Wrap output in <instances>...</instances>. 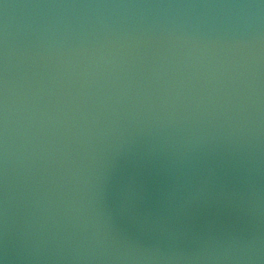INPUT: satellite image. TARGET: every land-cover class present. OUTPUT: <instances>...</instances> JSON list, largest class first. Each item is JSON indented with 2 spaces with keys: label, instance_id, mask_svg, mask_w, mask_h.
<instances>
[{
  "label": "water",
  "instance_id": "95a60500",
  "mask_svg": "<svg viewBox=\"0 0 264 264\" xmlns=\"http://www.w3.org/2000/svg\"><path fill=\"white\" fill-rule=\"evenodd\" d=\"M0 264H264V0H0Z\"/></svg>",
  "mask_w": 264,
  "mask_h": 264
}]
</instances>
